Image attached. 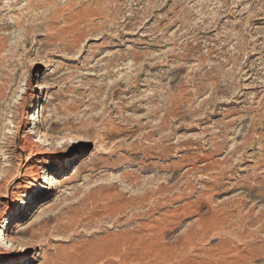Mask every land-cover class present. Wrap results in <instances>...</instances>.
Listing matches in <instances>:
<instances>
[{
	"label": "rangeland",
	"instance_id": "374dc122",
	"mask_svg": "<svg viewBox=\"0 0 264 264\" xmlns=\"http://www.w3.org/2000/svg\"><path fill=\"white\" fill-rule=\"evenodd\" d=\"M34 179L0 264H264V0H0V213Z\"/></svg>",
	"mask_w": 264,
	"mask_h": 264
},
{
	"label": "bare ground",
	"instance_id": "6f19581e",
	"mask_svg": "<svg viewBox=\"0 0 264 264\" xmlns=\"http://www.w3.org/2000/svg\"><path fill=\"white\" fill-rule=\"evenodd\" d=\"M28 60H30V58ZM33 60L31 58L32 62H33ZM31 61H29L27 65H30V63H32ZM30 97L33 101L34 95H30ZM35 120H36V123L39 122V116L37 117V119L34 118L32 121H35ZM28 121H31V120L28 119ZM13 123H14V121H13ZM17 128L18 127L16 126L15 127L16 130L11 137V142H13V143H14V141L17 140V137H18ZM36 129H37V127L35 126L29 132H27L26 138L22 137L23 141H22L21 147L30 156L32 154L34 156L44 154L41 152V149H39L38 147H35L33 145V140H32L31 135L33 133H35ZM42 140H43L42 142L46 143L47 137L44 136ZM69 155L70 154L66 153L63 156H57V158H55L54 160L57 162L58 165L60 164L61 167L63 168L65 160H67V158L70 157ZM67 165H69V163ZM29 169H30V171H28ZM28 170L27 171L31 177L36 176V177H38V180L41 179L40 175L38 173H35L34 171H32L31 168H28ZM59 171L60 170L57 169L56 173H58ZM33 182H34L33 186L31 185V187L29 188V193L25 195L24 199H19L17 201H14L11 206H7V207L3 208V210L0 213V235L3 236L2 241H6L5 244H3V249H2L3 252H0V255H3L2 257L0 256V262H2V263L9 260V258L11 256L13 257V259H10L9 261L13 262L15 260H18L19 257L21 256V254L26 253L29 250V248H31V246H27L26 244H24L23 242H20L18 240L15 233H21L20 231L19 232L16 231V232L12 233V236H10V237H7V233L8 232L10 233L11 230H13L15 228V226H16L15 223L17 222V220H19L25 216L24 213L27 212V210H29L31 203H33L34 200L36 199L35 197H38L39 195L43 194L46 190H48V188L45 189L43 186H41L37 182V180L34 179ZM29 200L31 201V203H28ZM36 248H37V246H35V249ZM35 253H38V251L36 250ZM34 255L36 256L38 254H34Z\"/></svg>",
	"mask_w": 264,
	"mask_h": 264
}]
</instances>
